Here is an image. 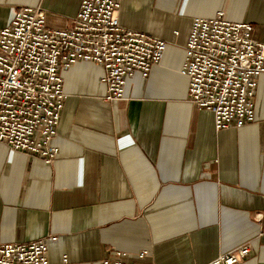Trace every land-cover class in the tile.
Listing matches in <instances>:
<instances>
[{
    "label": "crops",
    "instance_id": "crops-1",
    "mask_svg": "<svg viewBox=\"0 0 264 264\" xmlns=\"http://www.w3.org/2000/svg\"><path fill=\"white\" fill-rule=\"evenodd\" d=\"M81 1L0 0V28L22 6L68 28ZM220 12L264 39V0H123L120 22L165 40L163 58L131 76L120 100L106 99L101 65L68 69L52 163L0 142V244L56 236L50 264H101L117 250L206 264L249 244L245 264H264V73L257 121L222 130L181 73L193 19Z\"/></svg>",
    "mask_w": 264,
    "mask_h": 264
},
{
    "label": "built area",
    "instance_id": "built-area-1",
    "mask_svg": "<svg viewBox=\"0 0 264 264\" xmlns=\"http://www.w3.org/2000/svg\"><path fill=\"white\" fill-rule=\"evenodd\" d=\"M123 0H82L71 27L51 28L41 7L15 9L0 28V142L52 163L67 94L64 73L79 61L104 68L106 99L125 98L127 80L147 77L163 58L167 42L128 29L119 18ZM255 25L231 21L220 12L192 21L181 73L188 78V98L213 112L216 130L257 121L255 99L264 73V39ZM56 236L26 243L0 244V264H50L48 251ZM252 253L244 244L206 264H245ZM148 251L134 258L115 251L101 264H146Z\"/></svg>",
    "mask_w": 264,
    "mask_h": 264
},
{
    "label": "rangeland",
    "instance_id": "rangeland-1",
    "mask_svg": "<svg viewBox=\"0 0 264 264\" xmlns=\"http://www.w3.org/2000/svg\"><path fill=\"white\" fill-rule=\"evenodd\" d=\"M260 33L262 34V33H264V32L261 30V32H260ZM254 34H255V32H254Z\"/></svg>",
    "mask_w": 264,
    "mask_h": 264
}]
</instances>
